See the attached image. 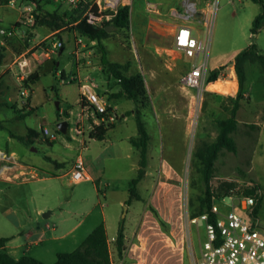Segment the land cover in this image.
I'll use <instances>...</instances> for the list:
<instances>
[{
  "label": "rangeland",
  "instance_id": "rangeland-1",
  "mask_svg": "<svg viewBox=\"0 0 264 264\" xmlns=\"http://www.w3.org/2000/svg\"><path fill=\"white\" fill-rule=\"evenodd\" d=\"M149 2L150 0H130L129 3L135 10L134 13L132 12L131 30L126 31L113 26L110 29L113 31L112 34L106 37L104 42L110 60L121 62L130 60L128 72H132L133 64H136L137 70L145 77L150 96L149 107L145 112V121L151 135L150 153L155 156L154 162L157 164L167 160L181 173L173 177L164 174L149 176L145 184L150 188L158 186L159 191H152L150 196L157 194L156 198L160 204L170 198L168 194L174 193L168 190L170 187L174 190L179 188L180 199L177 211L168 222L169 229L172 231L171 235L185 236V249L189 259L186 260V264H192L195 253L197 256L200 255L207 238L206 220L202 216L197 217L195 221L189 220V197L199 194L201 186L203 188V184L199 181H196L194 186L191 185L193 184L191 181L198 177L193 151L201 141L215 139L216 119L230 114L223 105H232L233 101L228 96L230 94L217 97L209 95L205 90L201 103L197 105L198 89L196 88H191L187 97H179L180 70L167 68L159 62L161 56L157 59L153 55L158 47L164 57L161 61L173 63V59L164 52V47L171 45L172 38L153 28L156 23L151 21L150 17H155L159 13L155 11L154 4L150 5ZM197 2L200 7H204L206 3L210 4L205 14V18L209 17L208 22H198L196 18L189 21V24L198 28L200 39L208 47L207 75L210 70L226 65L228 67L221 78L224 79L225 76L230 78V63L251 41H254L260 52L264 53V26L255 34L251 32L256 15L262 11L260 3L254 0H197ZM24 3L28 2L17 0L12 6L8 4V0H4L0 4V24L6 28L14 27L13 33L4 37L5 43L0 44L4 51V57L0 58V149L11 157L33 166L55 170L56 175L36 178L28 174L25 176L29 179H24L22 178L24 175L17 177L10 173L11 169L7 173L8 176L0 175V237H11L7 243L11 250L9 251L15 256L29 253L51 264L56 261L58 252L77 248L102 221L104 223L106 221L107 233L110 236L118 230L120 223L127 216L125 215L127 204L120 203V200L124 196L129 197L127 190L129 180L137 174V169H132V163L134 160L138 161L139 154L134 149L132 157L124 155L118 159L105 158L107 173L97 180L100 190L96 181L91 179L71 182L70 174L63 175L70 167L69 164L65 168L55 166V160L60 161L63 158L71 160L82 146L79 144L77 149L68 148L66 143L72 142L77 145L79 138L90 140L89 122L85 121L84 135L78 134L75 129L80 110L79 83L77 80L63 81L60 71L63 69L68 75L78 74L82 78L90 76L96 83V89L101 90L100 93L105 92L108 81L113 83V87H118L119 81L101 61L97 41L91 42L83 35L82 43H77L79 46L82 45V51H79L80 47L77 46L78 52H81L79 63L82 66L77 65L73 40L80 35L76 36L69 27L66 29H69L68 35H72L73 40L65 41L63 52L47 57L39 43L32 48L39 58L34 60L32 58L31 73L39 69V79L30 85L18 80V68L13 60L29 46L30 43L27 44L25 38L34 37L31 39V44H34L46 31H49L45 25L33 26V20L28 21L26 16L21 15L24 13ZM28 4L34 10L35 5ZM177 4L181 5V0H177ZM46 7L54 10L69 9L72 6L63 0H50ZM171 7L173 6L166 5L164 9L169 11ZM168 17L165 20L173 24L184 21L171 13ZM17 21H21L22 24L17 25ZM127 34L129 38L126 37ZM55 38H61V33L57 32L42 40H47L45 42L49 43ZM191 60L195 61V59ZM149 62H154L156 65H151ZM55 65L58 67L56 72ZM5 68L7 69L1 74ZM246 69L248 94L242 99V107L239 111L240 124L234 133L238 150L232 152L223 149L220 152L210 184L216 188L221 181L233 180L239 185L240 190L259 184L261 204L257 217L264 229V80L262 78L264 71L261 72L258 63L250 62L246 64ZM23 89L28 91V95L21 93ZM26 103L33 106L31 112H28ZM178 103L186 105V112ZM115 104L122 120L117 122V128L110 132V138L135 132V120H131L129 116L125 120L122 116L126 108L136 105L135 101L130 98H117ZM63 110L70 113V130L67 133L58 128V112L62 113V117L67 116V112ZM257 111H262V114H257ZM256 115L261 117L260 129L259 126L249 125L254 122ZM28 128H34L39 133L31 143L11 136L10 130L18 135H26ZM43 128L55 133L56 140L51 143L45 141ZM4 177L17 179L10 181ZM142 184L141 193L148 198L150 193L143 190ZM234 201L238 203L236 211L248 218L247 211L239 205V199L235 198ZM143 203V200L135 201V205L139 208L143 207ZM216 203L223 213L232 209V200L227 196L225 199H216ZM164 207L165 205L162 207L163 210ZM149 213L153 216L151 211ZM152 219L155 221V217ZM15 220H19L20 224H16ZM147 223L151 222L147 221ZM38 237L42 239L37 243L34 242Z\"/></svg>",
  "mask_w": 264,
  "mask_h": 264
},
{
  "label": "trees",
  "instance_id": "trees-1",
  "mask_svg": "<svg viewBox=\"0 0 264 264\" xmlns=\"http://www.w3.org/2000/svg\"><path fill=\"white\" fill-rule=\"evenodd\" d=\"M24 1L35 5L34 12L36 13V16L34 14L32 22L33 26L45 25L52 31L60 30L63 27H69L72 30H77L81 35L88 37L90 40H96L98 51L101 54V61L107 66L111 74L118 79L120 84V89L114 93V97L126 96L135 101L136 106L131 112L135 115L137 132L132 135L129 140L133 147L138 151L139 167L137 174L129 180V197L127 203L129 204L134 199H142L143 197L138 189V183L144 178L148 166V145L150 134L146 126L144 109L148 106L150 96L144 75L140 71L128 72L130 60L126 62L110 60L107 57V48L103 42L104 39L113 32L108 30L109 24H112L117 29L120 28L126 31L131 30L132 4H120L117 8V12L110 21L96 24L87 21L86 18L83 17V13L87 7L86 4L72 6L69 9L50 10L46 7V4L49 3L50 0ZM254 1L262 5V11L256 15L253 21V26L251 28L253 34L264 26V0ZM3 2L4 0H0V4ZM21 24V21H17V25ZM126 37L129 38L130 36L127 34ZM29 39L30 37L25 38L27 44L29 43ZM3 57L4 51L0 46V58ZM233 62L238 77L239 87L236 94L231 96L233 100L232 106L226 107V109L230 111V114L226 117L216 119L217 134L215 139L212 141H201L193 151L198 177L191 181V183H193L191 185L194 186V184L197 183L196 181H199V183L203 184V188L201 186V192L199 194H193L189 197L188 212L191 218H196L207 213L209 215V220L216 222L217 214L212 211L213 195L217 194L218 196H223L224 194H227L231 187L236 185V182L233 180H225L221 181L215 188L211 186L210 182L215 174V164L220 152L223 149L232 152L238 150V143L234 137V133L239 127V120L237 118L238 109L241 105V100L245 97L247 80L246 64L248 62L258 63L260 70L263 73L264 53L260 52L258 45L254 41H251L245 48L235 55ZM226 68L227 66L224 65L220 68L210 70L207 75V80L212 82L221 79L222 72ZM54 69L56 72L58 67L55 65ZM39 76L40 74L38 71H33L24 80V83L30 85L34 79L38 80ZM61 77L62 79H67L69 75L62 69ZM262 78L264 80V76H262ZM53 88H55V86H53ZM26 104L29 106L28 103ZM32 110L33 106H30L28 112H31ZM58 118L59 120L62 119V113L60 111L58 112ZM120 119L119 116L117 121L106 122L91 129L89 136L98 139L104 138L107 132L115 127ZM10 133L12 136L19 137L21 140L31 143L33 141V136L38 132L34 128H29L26 135H18L11 130ZM38 172L40 175H56L55 172L45 171L40 167H38ZM259 187V184L246 187L245 192L251 194L256 193ZM98 189L100 190L99 186ZM260 204L261 197H259V201L254 209L255 216L258 214ZM152 210L157 216H159L156 208L152 207ZM124 238L125 224L123 220L119 225L116 240L120 254L124 248ZM9 239V237H0V264H48L29 253H24L18 257L15 256L6 247V242ZM51 264H112L111 252L109 249V237L104 221L99 223L77 248L72 251L58 252L56 261Z\"/></svg>",
  "mask_w": 264,
  "mask_h": 264
},
{
  "label": "crops",
  "instance_id": "crops-1",
  "mask_svg": "<svg viewBox=\"0 0 264 264\" xmlns=\"http://www.w3.org/2000/svg\"><path fill=\"white\" fill-rule=\"evenodd\" d=\"M195 1L197 2V0H195ZM26 4H28V3H24V5H26ZM149 4L150 5L154 4L153 7H154L155 11L160 14V15L157 14V16H155V17H153V16L150 17L151 21L156 23L155 27H153V28L157 32L168 34L172 38L171 45H166L164 47L165 48L164 52H165V54L168 55L169 58L173 59V63L170 64L169 62H166V60L164 62L161 61V60H164V57L162 56V53L158 49V47H156V51H154L153 55L157 59H158V56H161V60L159 62L163 63V65H165L167 68L179 69L180 70L179 75L182 76V74L189 69L191 60L189 58H187L182 52H180L179 50L174 48V33H175V30L177 29L178 26H180L182 24H189V21H191L192 19L191 20L186 19L184 16L185 10L183 7V0H181V5L177 4V0H150ZM197 4H198V2H197ZM166 5H170L173 7H171L170 10L168 11V10L164 9L166 7ZM209 5H210L209 3L208 4L206 3L204 5V7H200L199 5L198 6L201 9V11H203L206 14L208 11L207 7H209ZM134 11L135 10H133V6H132V12L134 13ZM170 13H171V15H175L179 18H182V20H184V21L180 22L178 24H173L172 22H168L167 20H165V18H169L168 16L170 15ZM132 18L133 17H132V13H131V20H133ZM147 18L148 17H146L145 20H147ZM204 19L205 18L197 19V21L198 22H205ZM189 25L192 27L194 34L199 37L198 28L195 27L194 25H191V24H189ZM57 32L61 33V37L63 38V41H64L63 47L58 52L59 53L63 52V50L65 48V41H68L69 39L73 40L72 35L71 36L68 35V33L70 34V31H69V29H66V27H63L60 30H54V31L49 29V31H46L45 34L38 40V42L34 41L35 42L34 44H31V39H34V37H31L29 39V43L31 45L29 44V46H27L24 51L17 54L15 56V58L18 55H20L21 53H23L29 49L33 50L32 48L36 45V43L37 44L40 43V41L42 39H44L48 36H51ZM72 32L74 34H76V36L80 34L75 29L72 30ZM73 41L75 42V47H76L77 65L82 66V64L79 63V60L81 58L80 57L81 52L80 53L78 52V49H79V51H82V45H80V46L77 45V37H75V39ZM95 41L96 40H91V42H95ZM104 44H105V42H104ZM77 46H79L80 48L77 49ZM106 48H107V46H106ZM34 58L35 59L39 58V56L35 55L33 57V60H34ZM14 60H13V63H15ZM233 61L230 63L231 77L227 78L225 76L223 80L236 79L237 80V87H236L235 91L234 92L233 91L223 92V91L213 90V89L208 87L206 89V91L209 95H216L217 97H221V96L223 97L224 95L230 94L228 96L232 100L231 96H234L236 94V92L238 91V87H239L238 77L235 73V67H234ZM119 62H121V61H119ZM149 63L151 65H156L154 62H149ZM84 67H86V66H84ZM6 69L7 68L3 69L1 74H3ZM131 71L132 72L138 71L136 64H133V68ZM224 71L222 72V76L224 75L223 74ZM38 72L40 74L39 69H38ZM73 75H78V74H73ZM35 81H37V80L34 79L32 81V83H34ZM179 84L181 86V92L179 93V97H181V98L187 97L189 95V93L191 92V88L183 86L180 82V77H179ZM119 89H120V84L118 87H113V83L108 81V84L104 89L105 92L100 93L101 90L100 91L98 90V92L100 94H103L105 97H107L109 102L112 103L114 106H116L115 100L117 98H119V99L128 98L126 96L114 97V93L117 92ZM247 94H248V92H247V90H245V96H247ZM110 96H112V97H110ZM28 104H29V106L27 104L26 105L28 106V109H29L31 104L30 103H28ZM58 105H59V101H58ZM178 105L182 106L183 111L186 112V105H182L179 103H178ZM135 106L136 105H131L130 108L125 109V112L122 115L125 117V120H127L128 116H129V118L131 120H135V122H136L135 115L133 112H131L135 108ZM223 106H224V109L227 110L226 107H231L232 105L224 104ZM148 107L149 106H147L144 109V112H146V109ZM241 107H242V100H241V105H240V107L238 109V113H237V118L239 120V124H240L239 111H240ZM116 108H117V106H116ZM63 111L66 112V110H63ZM262 111L261 112L257 111V114H262ZM68 115H70L69 112H68L67 116ZM186 118H188V117L186 116ZM62 119H66V116H63ZM66 120H68V119H66ZM121 120H122V118L119 121H121ZM253 121L255 123L254 122L249 123V125L251 127H258L259 126V129H260L261 117L256 115L255 118L253 119ZM253 125H256V126H253ZM69 126H70V121H68L67 132L70 130ZM146 126H147V123H146ZM116 128H117V126L113 127L111 130H109L107 132L106 136L102 139L90 137L91 141L90 140L86 141V139L79 138L77 145L72 144V142L66 143V147H68V148L77 149L79 144L82 146L78 148L80 150H78V152H76L75 156L71 160H69L67 158H65V159L63 158L60 161L55 160L56 161L55 166H57V167L63 166L65 168V166L67 164H69L70 167L64 172L63 175L69 174V172L73 168L74 163L76 162V159L79 156H81L83 158L85 164H86V167H87V170H88V173L90 176V178H88V179L96 181L97 188H98L97 180L104 177L107 173L105 158L106 159L107 158L118 159V158L123 157L124 155H126L128 157H130V156L132 157L134 154L135 148L133 147V145L131 144L129 139L132 135L136 134L137 125H136V131L135 132H127L122 137L110 138V132L115 130ZM147 129H148V126H147ZM37 135L39 136V133H37L35 136H37ZM83 135H84V133H83ZM35 136H33V140H34ZM13 137H15V136H13ZM44 138H45V141H47L49 143L56 140V139L50 140L46 136H44ZM150 138H151V135H150ZM123 143H126V144H123ZM14 158L17 160V162L13 165V170H12L13 171L12 173L14 176L19 177L21 175H24V176H22V178H24V179H29V177H26L28 174H30L32 177H36V178H38V177L42 178V177L48 176L46 174L40 175L38 172V167L33 166L32 164L26 163L24 161H21V160L17 159L16 157H14ZM154 158H155V156L152 155V152L150 153V140H149L148 166L146 168V173H145L144 178L142 180H140V182L138 183V189L141 193L142 190H140V186H141L142 181H143V184H142L143 190L150 193V194L147 198L143 195V193H141V195L143 197L142 199H134L129 204L127 203V199H128L127 196H124L123 198H121L120 203L127 204V209H126V213H125V215H127V216L124 215L125 216V218H124V224H125L124 248H123L122 253L120 254L118 251V248H117V243H116L118 230L114 234H112L111 236L107 233L109 235L108 236L109 237V249L111 252L112 264H186V260L188 259V255H187L186 249H185V236L184 235H171L170 233H172V231L169 229V223H168L170 221L171 216L177 211L176 208L178 207V201L180 199L179 188H176V190H174L172 187H170L168 189V190H172V192H174V193L171 195L168 194L170 198L167 200V202L164 201L162 203L163 206L166 204L164 207V210H163L162 204H160V202L158 203L159 200L157 201V199H158V198H156L157 194L156 195L152 194V196H150L152 191H155V192L159 191V190H157L158 186H154V187L150 188L147 186V184H145V181L147 180V178L149 176L164 174L167 177H173V176H179V175H181V173L178 172L176 170V168L174 167V165L171 164L170 162H168L167 160H163L162 164H157L156 162H154ZM138 162H139V159H138V161L134 160V162L132 163V169L138 170V167H139ZM40 168L45 170V171L55 172V170H52L50 168H45V167H40ZM4 179L13 181L17 178L7 179L4 177ZM153 188H154V190H153ZM166 192H168V191L166 190ZM175 193H178V194H175ZM136 200L137 201H140V200L144 201L142 208H139L135 205ZM172 200H173V202H172ZM152 207L157 209L159 216H157L154 213V211L152 210ZM149 211H151L153 216L150 215ZM128 215H129V217H128ZM152 217L153 218L155 217V221L152 219ZM189 220L192 221V218L190 216H189ZM147 221H150L151 223H147ZM15 223L20 224V221L15 220ZM105 225H106V221H105ZM106 227H107V225H106ZM6 237H9L11 239L10 236H6ZM41 239H42L41 237H38L34 240V242L37 243ZM7 242H6V247L9 249V245ZM192 264H194V260H193Z\"/></svg>",
  "mask_w": 264,
  "mask_h": 264
},
{
  "label": "built area",
  "instance_id": "built-area-1",
  "mask_svg": "<svg viewBox=\"0 0 264 264\" xmlns=\"http://www.w3.org/2000/svg\"><path fill=\"white\" fill-rule=\"evenodd\" d=\"M63 1L71 6L86 4L87 7L83 13V17L87 21L96 24L110 21L120 4L130 2V0H115V2L112 0ZM16 2L17 0H8V4L12 6ZM183 7L186 19L205 18V13L201 11L195 0H183ZM23 11L22 15L26 16L28 21L34 19V10L31 5H24ZM198 13H201L200 16H197ZM204 21L208 22L209 17H206ZM13 31V26L6 28L0 24V44L5 43L4 37L12 34ZM79 35L77 43L80 44L83 38L81 34ZM45 41H40L39 45L47 57H52L53 54L57 53L63 47L64 42L62 37L52 39L49 43ZM174 48L182 52L190 60L195 59V61L191 60L190 67L182 74L180 82L185 87L198 89V105L201 103L203 93L210 83L207 80L208 47L194 34L189 24H182L175 30ZM35 55L36 53L29 49L15 58L14 62L18 68V80L24 82L31 74L32 58ZM201 56L202 58L200 59ZM198 59L200 60L199 62ZM62 80H77L79 83L81 92L80 110L78 112L79 118L75 122V129L78 134H83L85 121L89 122L91 130L103 123L118 120L120 115L116 106L110 103L107 97L98 92L96 83L90 76L82 78L80 75L72 74L67 79L64 78ZM21 93L28 95L26 89H23ZM69 118L70 115L66 116L68 121H70ZM42 133L50 140L57 138V135L50 133L47 128H43ZM16 162L17 160L14 157H11L0 149V175H7L10 169V173H12V167ZM69 174L71 182L75 183L90 178L86 164L81 156L76 159ZM239 188V185L236 184L223 196L213 195L212 211L217 214V220L216 222H212L209 220L207 213L202 215L206 220L207 238L204 241L200 255L197 256L195 253L194 264H264V229L258 217L254 214L255 206L259 201V193L257 190L256 193L251 194L245 192V188L242 190ZM226 196L232 200V209L227 213H223L216 203V199H225ZM235 198L239 199L240 207L247 211L248 218L236 211L238 203H235ZM196 219L192 218V221Z\"/></svg>",
  "mask_w": 264,
  "mask_h": 264
},
{
  "label": "bare ground",
  "instance_id": "bare-ground-1",
  "mask_svg": "<svg viewBox=\"0 0 264 264\" xmlns=\"http://www.w3.org/2000/svg\"><path fill=\"white\" fill-rule=\"evenodd\" d=\"M208 87L211 88V89H213V90H217V91H223V92L233 91L234 92L235 89H236V87H237V80L236 79H227V80L219 79V80L210 82L208 84ZM172 202H173V200H172Z\"/></svg>",
  "mask_w": 264,
  "mask_h": 264
},
{
  "label": "water",
  "instance_id": "water-1",
  "mask_svg": "<svg viewBox=\"0 0 264 264\" xmlns=\"http://www.w3.org/2000/svg\"><path fill=\"white\" fill-rule=\"evenodd\" d=\"M115 2V0H112ZM35 16H36V13L34 12ZM201 13H198L197 16H200ZM113 27L112 24H109L108 25V30H110L111 28ZM57 105H58V101H57ZM67 127H68V120L66 119H62L58 122V128L60 131L66 133L67 132ZM126 209H127V205H125V213H126Z\"/></svg>",
  "mask_w": 264,
  "mask_h": 264
}]
</instances>
